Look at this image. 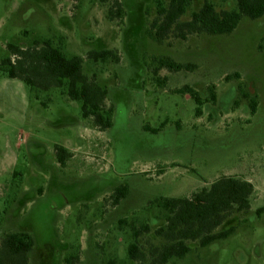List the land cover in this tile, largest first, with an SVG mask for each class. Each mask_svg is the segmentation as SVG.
<instances>
[{
	"label": "rangeland",
	"instance_id": "obj_1",
	"mask_svg": "<svg viewBox=\"0 0 264 264\" xmlns=\"http://www.w3.org/2000/svg\"><path fill=\"white\" fill-rule=\"evenodd\" d=\"M203 2L193 0L182 20ZM211 2L217 10L235 6ZM156 16L157 0H0V62L10 44L48 40L83 58L84 73L108 90L115 112L112 128L100 132L65 88L31 89L0 71V240L31 235L29 264H136L128 255L132 226L150 227L139 238L149 256L166 244L156 234L167 216L160 198L190 197L222 176L253 184L250 210L216 230L234 227L228 238L189 242L191 250L168 264H264V212H257L264 207V17L243 18L230 35L158 42L148 34ZM92 50L116 51L120 60L95 63L87 59ZM159 58L195 68L160 69L165 87L156 88ZM185 86L203 97L213 86L217 105L204 103L197 116L195 100L174 93ZM245 95L258 102L254 114ZM56 145L74 154L63 170ZM121 185L128 198L117 208L105 203ZM120 218L129 227L121 229Z\"/></svg>",
	"mask_w": 264,
	"mask_h": 264
},
{
	"label": "trees",
	"instance_id": "obj_2",
	"mask_svg": "<svg viewBox=\"0 0 264 264\" xmlns=\"http://www.w3.org/2000/svg\"><path fill=\"white\" fill-rule=\"evenodd\" d=\"M234 1V7L217 10L211 0H204L201 8L194 11L189 20L183 21L193 0H169L166 4L157 0V16L148 34L158 42L170 37L187 40L189 36L196 35L225 36L232 34L243 18L258 20L264 17V0ZM117 6L120 12V4L117 3ZM8 50L10 56L0 62V71L10 79L22 81L29 88L41 91L65 88L69 99L81 104L83 118L96 129L106 131L113 126L114 106H107L106 103L108 90L98 84L95 76L89 77L84 73L82 57H67L48 40L29 48L10 44ZM87 59L95 63L108 60L117 63L120 60L116 51L112 50H92L87 54ZM152 64L155 65L152 80L156 88L165 87V80L157 76L160 69L180 72L195 68L194 64H182L166 58L155 59ZM208 90L206 98L190 86L174 93L189 95L194 99L198 106L196 115L201 116L205 102L216 103L218 100L215 88L212 86ZM245 98L249 99L254 114L258 107L257 100L247 95ZM71 156L65 152L60 160L66 165ZM254 191L253 184L247 180L222 176L190 198L163 199L158 204L167 216L165 225L157 229L156 234L163 237L166 244L152 249L148 256L141 250L138 240L141 235L150 232V227L137 229L132 226L135 242L128 248L130 260L136 264H168L172 259H182L191 250L189 242L206 247L216 240L228 238L235 231L234 227L218 233L216 230L234 212L250 210ZM127 194V187L119 189L111 203L119 204ZM257 212L263 213L264 207ZM119 227H129V223L121 221ZM34 245L29 234H7L0 240V264H29V254ZM107 264L117 263L110 260Z\"/></svg>",
	"mask_w": 264,
	"mask_h": 264
},
{
	"label": "flooded vegetation",
	"instance_id": "obj_3",
	"mask_svg": "<svg viewBox=\"0 0 264 264\" xmlns=\"http://www.w3.org/2000/svg\"><path fill=\"white\" fill-rule=\"evenodd\" d=\"M207 97V96H206ZM205 97V98H206ZM74 102H76V101H74ZM217 103H218V100H217V102L216 103H209V102H205V104H208V105H217ZM209 108H210V106H209ZM115 113V112H114ZM216 114V113H215ZM115 115V114H114ZM112 128V127H111ZM110 128V129H111ZM110 129H108V130H110ZM149 128H147L146 130H148ZM98 130V129H97ZM108 130H106V131H108ZM100 131V130H99ZM106 131H100V132H106ZM153 131V130H152ZM159 130H154V133H160V131L158 132ZM65 152H69L72 156L67 160V162H66V165H64V163L60 160V157H62V156H64V154H65ZM55 155H56V159H57V162H58V164L60 165V167L62 168V170L63 169H65L66 167H67V164H68V161L69 160H71L73 157H74V154L68 149V148H66V147H63V146H60V145H56L55 146ZM221 178V177H220ZM219 179V178H218ZM216 181V180H215ZM214 181V182H215ZM213 182V183H214ZM212 183V184H213ZM211 185V184H210ZM210 185H209V187H210ZM125 187H127L128 188V194H129V192H130V188L128 187V185H121V186H119V187H117L115 190H114V192L108 197V196H106L103 200H104V202L106 203H109V205L110 206H113V207H115V208H117L118 206H120L121 205V203H122V201L123 200H125V199H127L128 198V194H127V196L125 197V199H123L119 204H117V205H113L112 203H111V200H112V197L118 192V190L119 189H121V188H125ZM205 188H208V187H205ZM205 188H203V189H205ZM202 189H200V190H198L197 192H199V191H201ZM43 191L44 190H42V189H40V193H43ZM196 193V192H195ZM195 193H193V194H195ZM192 194V195H193ZM191 195V196H192ZM190 196V197H191ZM108 197V198H107ZM190 197H181V198H190ZM160 199H173V198H166V197H162V198H160ZM102 200V201H103ZM158 206H159V204H158ZM166 220V219H165ZM121 221H127V222H129L127 219H123V218H120V219H118L117 220V222H118V225L120 226V224H121ZM155 222H156V220H154ZM154 222V223H155ZM132 223V222H131ZM164 225H165V221H164ZM163 225V226H164ZM142 227H144V225L142 226ZM142 227H140V229L142 228ZM162 227V226H161ZM15 234H27V233H15ZM31 236V235H30ZM32 237V236H31ZM139 241V240H138Z\"/></svg>",
	"mask_w": 264,
	"mask_h": 264
}]
</instances>
